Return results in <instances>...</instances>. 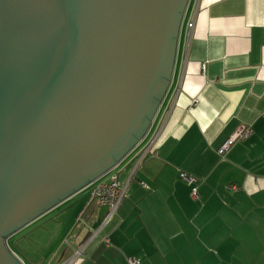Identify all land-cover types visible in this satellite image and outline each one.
<instances>
[{"label":"water","instance_id":"95a60500","mask_svg":"<svg viewBox=\"0 0 264 264\" xmlns=\"http://www.w3.org/2000/svg\"><path fill=\"white\" fill-rule=\"evenodd\" d=\"M190 0H0V264L116 170L170 90Z\"/></svg>","mask_w":264,"mask_h":264},{"label":"crops","instance_id":"0c3cea01","mask_svg":"<svg viewBox=\"0 0 264 264\" xmlns=\"http://www.w3.org/2000/svg\"><path fill=\"white\" fill-rule=\"evenodd\" d=\"M186 13L155 141L133 176L134 158L117 168L126 194L73 264H264V0H195ZM242 126L252 133L220 154ZM181 172L202 180L197 199ZM90 198L55 264L106 213Z\"/></svg>","mask_w":264,"mask_h":264},{"label":"rangeland","instance_id":"374dc122","mask_svg":"<svg viewBox=\"0 0 264 264\" xmlns=\"http://www.w3.org/2000/svg\"><path fill=\"white\" fill-rule=\"evenodd\" d=\"M192 9L195 5V0H190ZM187 19V13L184 16V26ZM182 29V32H183ZM171 100L168 98L166 105L162 107L159 114L160 117L157 123L153 126L149 136L144 140V144L136 151L132 152L127 158L129 163L133 160L145 146L150 142L155 135L156 129L163 118L165 110ZM126 163V164H127ZM125 164V165H126ZM123 165V167L125 166ZM120 169H116L113 174L105 179L111 178L118 173ZM92 187L89 186L74 195L70 199L64 201L47 214L33 221L8 239L10 247L26 262V264H55L54 258L56 253L69 249L70 243L73 242L75 232L83 226V222H78L77 216L80 212H76L77 203L81 200L86 205L89 196L91 195ZM95 207L94 205L91 208ZM83 209H85L83 207ZM79 211V210H78Z\"/></svg>","mask_w":264,"mask_h":264},{"label":"built area","instance_id":"2783aa9c","mask_svg":"<svg viewBox=\"0 0 264 264\" xmlns=\"http://www.w3.org/2000/svg\"><path fill=\"white\" fill-rule=\"evenodd\" d=\"M193 23H189V27L191 28ZM252 133V130L250 127H241L236 134H234L220 149V154H225V152L229 149L230 145L236 141L237 139L241 137H247ZM155 135L151 138L150 142L145 146L143 150L134 158V170L132 172V176L135 173V171L142 166L144 159L146 157L147 150L150 149L152 144L155 141ZM143 143V142H142ZM144 144V143H143ZM142 144V145H143ZM140 145V146H142ZM136 150V149H135ZM134 150V151H135ZM133 151V152H134ZM115 172V170L113 171ZM113 172L109 173L96 183H94L91 187V198L89 204L96 202L98 206H105L107 207V211L104 214L99 226L93 230L89 238L86 239V241L82 244H80L76 249H74L71 256H69L67 259H65L61 264H73V262L85 255V252L89 246V243L99 235L100 231L111 221L114 214L118 210L127 189V184H122L119 180L118 173L114 174L111 178L105 179L107 176L113 174ZM181 177L185 181H187L190 185H192L191 189V196L194 199H197L199 197V186L202 182L200 178H197L195 176H192L186 172H181ZM141 184L148 187L147 184L144 181H141ZM232 189H237L236 185H233L231 187ZM104 240L106 242L110 241V238L108 235L104 236ZM131 264H140L141 262L139 260H136L134 258H130Z\"/></svg>","mask_w":264,"mask_h":264},{"label":"trees","instance_id":"16d2710c","mask_svg":"<svg viewBox=\"0 0 264 264\" xmlns=\"http://www.w3.org/2000/svg\"><path fill=\"white\" fill-rule=\"evenodd\" d=\"M153 129V128H152ZM152 132V131H151ZM89 236H86V238H88ZM86 241V239L85 240H83L80 244H82V243H84ZM79 244V245H80Z\"/></svg>","mask_w":264,"mask_h":264},{"label":"bare ground","instance_id":"6f19581e","mask_svg":"<svg viewBox=\"0 0 264 264\" xmlns=\"http://www.w3.org/2000/svg\"><path fill=\"white\" fill-rule=\"evenodd\" d=\"M164 104H165V103H164ZM164 104H163V106H164ZM163 106H162V107H163Z\"/></svg>","mask_w":264,"mask_h":264}]
</instances>
